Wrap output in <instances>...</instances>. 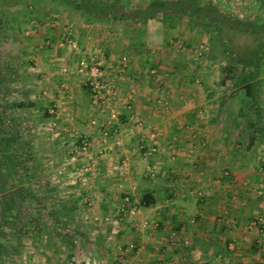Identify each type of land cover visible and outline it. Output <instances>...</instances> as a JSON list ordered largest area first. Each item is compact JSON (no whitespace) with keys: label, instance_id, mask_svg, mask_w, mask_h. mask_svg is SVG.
<instances>
[{"label":"crops","instance_id":"1","mask_svg":"<svg viewBox=\"0 0 264 264\" xmlns=\"http://www.w3.org/2000/svg\"><path fill=\"white\" fill-rule=\"evenodd\" d=\"M17 3L26 26L35 21L30 10L40 23L39 29L24 31L23 55L53 112L49 121L66 136L89 139L84 157L68 170L83 172L91 157L96 165L75 179L80 191L72 187L73 196L83 201L72 213L79 224L58 226L46 250L41 240L34 247L18 243V255L9 257L18 263L11 264H264V175L258 168L264 153V108L258 104L252 117L241 106L236 110L234 98L219 92L217 68L182 70L172 51L173 40H199L191 27L197 17L192 10L207 8V16L216 20L213 11L222 13L218 2ZM200 18L201 27L210 19ZM70 37L104 64L127 59L126 74L135 82V119H128L120 105L123 84L118 83V101L111 102L119 113L121 147L112 143L113 135L101 131L108 107L95 105L81 78L64 71L78 57L64 43ZM188 73L195 78L186 77ZM109 76L117 77L116 72ZM248 83L239 84L244 88ZM135 120L143 126L137 127ZM140 143L158 151L145 159ZM123 158L128 159L127 169L121 167ZM148 164L154 178L145 175ZM143 192L152 194L151 205L140 204ZM257 216L263 225L246 231L247 222Z\"/></svg>","mask_w":264,"mask_h":264},{"label":"rangeland","instance_id":"2","mask_svg":"<svg viewBox=\"0 0 264 264\" xmlns=\"http://www.w3.org/2000/svg\"><path fill=\"white\" fill-rule=\"evenodd\" d=\"M201 1L212 5L218 2L221 12L231 20H252L259 16L264 23V0L258 8L259 0ZM17 2L0 0V264L18 263L9 258L10 253L18 255V243L27 241L28 246L34 247L35 241L41 240L46 250L58 226L79 224L80 220L72 213L83 201L73 196L76 190L72 187L80 191L77 184L80 180L75 179L88 173L78 171L76 175L77 171L68 170V166H77V160L86 152L71 153V146L84 139L88 149L89 139L66 136L49 121L53 112L48 111L46 95L38 90L23 55L24 31L30 27L39 29L40 23L30 10L33 16L29 18L35 21L33 26H26L28 21L25 22ZM199 18L197 15L191 25L198 41L188 44L172 41V51L178 57L176 64L183 66H179L182 70H188V66L195 70H203L204 66L209 70L217 68L220 94L234 98L235 109L241 106L252 117L259 105L264 108V41L242 36L236 42L223 24L219 29L212 25L201 27L197 24ZM241 75L248 76L253 84V100L238 83ZM185 76L195 78L191 73ZM19 102L34 105L19 107ZM259 158L258 168L264 175V153ZM154 177L153 174L150 178ZM244 229L249 231L246 226Z\"/></svg>","mask_w":264,"mask_h":264},{"label":"built area","instance_id":"3","mask_svg":"<svg viewBox=\"0 0 264 264\" xmlns=\"http://www.w3.org/2000/svg\"><path fill=\"white\" fill-rule=\"evenodd\" d=\"M49 43V42H48ZM64 43H67L72 51L78 55L75 65L72 69L64 68V71L76 74L81 78L82 84L88 89L91 99L95 105L100 109L108 107L109 118L102 127L101 131L104 136L113 135L112 143L116 147H121L123 144L122 138L119 137V130L117 128L119 121L118 109L111 105L112 101H118V83L124 85L126 88L125 95L121 98L120 105L127 113L130 120L135 119L134 108L132 103V94L135 90V82L126 74L127 59L124 57L117 61H109L104 64L103 60L97 55L88 54L82 50L79 43L73 38H66ZM109 72H116V78L109 76ZM137 127H142L141 120H135ZM71 153L78 152L79 150H87L86 140L82 139L79 144L71 146ZM138 149L143 158L148 159L151 155L158 151V148L146 143H140ZM91 163L83 167V173L89 172L96 165L95 157L90 158ZM121 167L127 169L129 162L127 158L121 160ZM154 174L150 164L145 168V175L152 177ZM129 213H134V209L130 208ZM261 218H255L248 222L246 225L247 230H251L260 226ZM175 241L178 239L175 238ZM264 241V240H263Z\"/></svg>","mask_w":264,"mask_h":264},{"label":"trees","instance_id":"4","mask_svg":"<svg viewBox=\"0 0 264 264\" xmlns=\"http://www.w3.org/2000/svg\"><path fill=\"white\" fill-rule=\"evenodd\" d=\"M156 3V2H155ZM154 3V4H155ZM191 4L190 2H188ZM190 6V5H189ZM189 11V9H188ZM196 12L197 15L202 17H210L209 20H205L206 25H212L216 29L220 28V25H224L227 29V32L230 35H234L236 37V40L239 39L242 36H248L252 40H255L257 42L263 43L264 41V23L261 21L263 19H259L262 23H257L256 20H250V21H243L239 19L231 20L224 16V14L213 11L214 14H216V20H214V17L207 16L208 9L207 8H201V9H193L192 12ZM153 12V10H149V13ZM207 19V18H206ZM212 19V20H211ZM237 42V41H236ZM8 57H12V54L7 53ZM247 77L245 75H241L239 79V83L246 82ZM245 94L246 96L250 97L252 100L254 99V93H253V84L248 83L245 84ZM34 102H19L17 106L24 107V106H33ZM154 202L152 194L148 192H143L140 199V204L142 206H149Z\"/></svg>","mask_w":264,"mask_h":264}]
</instances>
